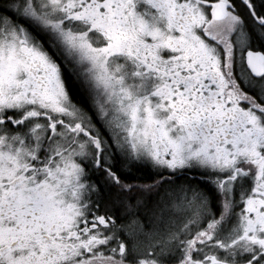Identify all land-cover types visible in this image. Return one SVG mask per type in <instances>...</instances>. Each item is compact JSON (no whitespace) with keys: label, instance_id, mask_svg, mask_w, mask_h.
<instances>
[{"label":"snow or ice","instance_id":"snow-or-ice-1","mask_svg":"<svg viewBox=\"0 0 264 264\" xmlns=\"http://www.w3.org/2000/svg\"><path fill=\"white\" fill-rule=\"evenodd\" d=\"M0 264H264V0H0Z\"/></svg>","mask_w":264,"mask_h":264}]
</instances>
